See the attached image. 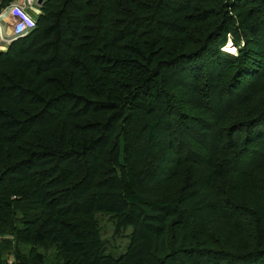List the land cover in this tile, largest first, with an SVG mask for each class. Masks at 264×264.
I'll list each match as a JSON object with an SVG mask.
<instances>
[{
	"label": "trees",
	"instance_id": "16d2710c",
	"mask_svg": "<svg viewBox=\"0 0 264 264\" xmlns=\"http://www.w3.org/2000/svg\"><path fill=\"white\" fill-rule=\"evenodd\" d=\"M0 232V264H264V0H45L0 50Z\"/></svg>",
	"mask_w": 264,
	"mask_h": 264
},
{
	"label": "rangeland",
	"instance_id": "374dc122",
	"mask_svg": "<svg viewBox=\"0 0 264 264\" xmlns=\"http://www.w3.org/2000/svg\"><path fill=\"white\" fill-rule=\"evenodd\" d=\"M29 13H31V12H29ZM32 14H34V13L32 12ZM199 29H200L199 26L195 25L191 30V37H197ZM9 30H10V28H7L5 31L8 32ZM5 47H6V45H5ZM228 47L233 48L234 50L229 51V52L225 51L224 48H228ZM223 50H224L223 52L225 54H227L228 56L235 55V53L237 54L236 51H238V47L234 44V42L232 43L230 36L228 37V41H227L226 45L223 46ZM95 217L98 221V224L100 227L101 238L105 242L107 252L111 253L114 256L124 253V251L127 248L128 242H129L128 236H129V233L131 231V226H128L126 228L119 227L117 230V226H116L117 220L114 217L108 216V215H106L104 213H100V212H97L95 214ZM247 223L251 224L252 221L247 220ZM214 229H215V227H214ZM214 232L218 236H222V235L225 236V235L229 234V239H231L229 242H231V243H236L239 240L237 235H235V232L240 233V230L233 228V227L224 226L222 223H221L219 229H215ZM8 239H11V238H8V234H3L2 232H0V243L4 240H8ZM11 245L14 246L13 241H12ZM28 248H29V246L24 247V249L26 251L28 250ZM0 249H1L2 255H3L2 258L6 259L8 263H11V261L14 259V257H13V254H12L10 248L0 247ZM39 251L43 252L42 249H39ZM47 257H49V258H47ZM47 257L45 258V261H48V259H55V260L58 259L56 248L53 245H48Z\"/></svg>",
	"mask_w": 264,
	"mask_h": 264
},
{
	"label": "built area",
	"instance_id": "2783aa9c",
	"mask_svg": "<svg viewBox=\"0 0 264 264\" xmlns=\"http://www.w3.org/2000/svg\"><path fill=\"white\" fill-rule=\"evenodd\" d=\"M38 0H12L0 11V49L11 40L26 35L35 26V17L29 13L40 14ZM12 26L11 37L3 34V21Z\"/></svg>",
	"mask_w": 264,
	"mask_h": 264
},
{
	"label": "crops",
	"instance_id": "0c3cea01",
	"mask_svg": "<svg viewBox=\"0 0 264 264\" xmlns=\"http://www.w3.org/2000/svg\"><path fill=\"white\" fill-rule=\"evenodd\" d=\"M7 28H9V25L7 23V20H4L3 21V34L5 35L6 38H10V35H11V31L10 30H11V28H10V30L8 32H6L5 30Z\"/></svg>",
	"mask_w": 264,
	"mask_h": 264
},
{
	"label": "bare ground",
	"instance_id": "6f19581e",
	"mask_svg": "<svg viewBox=\"0 0 264 264\" xmlns=\"http://www.w3.org/2000/svg\"><path fill=\"white\" fill-rule=\"evenodd\" d=\"M9 28H10V26H9ZM224 50L229 52V51H232V50H234V49H233V48H230V47H228V48H224Z\"/></svg>",
	"mask_w": 264,
	"mask_h": 264
},
{
	"label": "water",
	"instance_id": "95a60500",
	"mask_svg": "<svg viewBox=\"0 0 264 264\" xmlns=\"http://www.w3.org/2000/svg\"><path fill=\"white\" fill-rule=\"evenodd\" d=\"M44 0H38V3L41 4Z\"/></svg>",
	"mask_w": 264,
	"mask_h": 264
}]
</instances>
